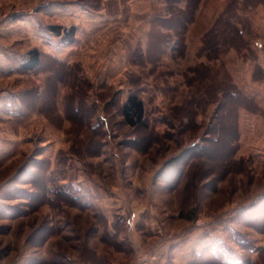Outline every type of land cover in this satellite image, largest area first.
<instances>
[{
    "label": "rangeland",
    "instance_id": "374dc122",
    "mask_svg": "<svg viewBox=\"0 0 264 264\" xmlns=\"http://www.w3.org/2000/svg\"><path fill=\"white\" fill-rule=\"evenodd\" d=\"M170 1L0 0V264H264V0L233 9L243 33L222 20L217 58L233 0Z\"/></svg>",
    "mask_w": 264,
    "mask_h": 264
},
{
    "label": "trees",
    "instance_id": "16d2710c",
    "mask_svg": "<svg viewBox=\"0 0 264 264\" xmlns=\"http://www.w3.org/2000/svg\"><path fill=\"white\" fill-rule=\"evenodd\" d=\"M170 1V0H167ZM242 2V3H237ZM174 3V5L181 2V0L170 1ZM256 3H262L255 1ZM238 6V7H237ZM242 6V7H240ZM253 3H249L247 0H233L226 8V10L219 16L216 20L215 26L207 32L206 36L203 39V45L199 52L200 55H206L208 58H217L220 55V50L222 47L224 48H238V43L232 42L230 36H221L220 30L225 23V27L232 29L233 33H243L242 29H239L240 23L237 21V15H233V9L235 12L242 11L245 8H251ZM196 8V7H195ZM195 10V9H194ZM224 20V21H222ZM50 31L61 38V41L65 46L73 45L76 42L77 36V28L75 26L70 28H64L61 26H51ZM237 44V45H235ZM42 65V54L38 49H33L28 52V54L24 57L21 62V68L26 72H33L40 68ZM230 96H237L235 92L232 91ZM74 103H67V108L65 109V116L73 122L78 127L89 128L94 136L98 140V138L103 135V130L99 127V125H93L94 120L96 119V111L95 107H92L89 113V107L87 105H83L81 107H87L85 110H81L80 107L74 106ZM74 106V107H73ZM73 110L72 114L69 112ZM93 109V111H92ZM83 111V112H82ZM93 114H92V112ZM92 114V115H91ZM121 115L123 117L124 122L130 127H138L146 125V109L143 98L140 96L139 92L135 89H130L129 94L127 96L126 101L123 103L121 107ZM205 152V149H202V154Z\"/></svg>",
    "mask_w": 264,
    "mask_h": 264
},
{
    "label": "crops",
    "instance_id": "0c3cea01",
    "mask_svg": "<svg viewBox=\"0 0 264 264\" xmlns=\"http://www.w3.org/2000/svg\"><path fill=\"white\" fill-rule=\"evenodd\" d=\"M166 2L168 3V1L166 0ZM180 3V2H179ZM199 11V10H198ZM198 14H199V12H198ZM171 29H173L172 27H171ZM188 39V38H187ZM187 43H188V48H191L192 46H194V47H199L200 46V44H201V42H200V39L197 41V43H196V45L195 44H193V45H191V43H190V41L189 40H187ZM176 44H177V42H176ZM165 45L167 46V44H164V43H162L161 44V48H164L165 49ZM177 50H178V46L177 45H175L174 46V48H173V52L176 54L177 53ZM189 51V50H188ZM189 54V53H188ZM188 54L186 55V57H188ZM165 55H163V57H164ZM179 57H183L184 58V54H182V55H180ZM178 57V58H179ZM152 76H154V74L152 75ZM158 76V75H157ZM157 78H159V77H157ZM152 86L154 87V88H156L155 90H153V87L150 89V92H153V94H158L159 92L157 91L158 90V85H156V86H154L153 84H152ZM160 93H162V94H165V92L164 91H162L161 90V92Z\"/></svg>",
    "mask_w": 264,
    "mask_h": 264
}]
</instances>
